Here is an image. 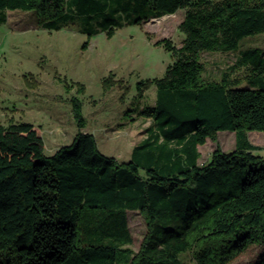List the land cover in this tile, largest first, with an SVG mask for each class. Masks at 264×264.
Listing matches in <instances>:
<instances>
[{
  "label": "trees",
  "instance_id": "trees-1",
  "mask_svg": "<svg viewBox=\"0 0 264 264\" xmlns=\"http://www.w3.org/2000/svg\"><path fill=\"white\" fill-rule=\"evenodd\" d=\"M127 0H0L7 12H34L42 29L74 21L72 10L114 34L111 18ZM134 21L167 19L184 11L180 48L156 88L151 120L131 161L103 155L83 133L82 103L72 112L78 133L71 144L45 154L40 129L30 123L0 125V264H232L251 247L264 248V155L249 140L264 133V50H239L242 40L264 34V0H141ZM93 11V12H92ZM84 13L82 15H84ZM204 52L236 53L219 80L204 78ZM235 134V147H217L199 165V147ZM128 212H140L148 232L135 253ZM255 264H264V254Z\"/></svg>",
  "mask_w": 264,
  "mask_h": 264
},
{
  "label": "rangeland",
  "instance_id": "rangeland-1",
  "mask_svg": "<svg viewBox=\"0 0 264 264\" xmlns=\"http://www.w3.org/2000/svg\"><path fill=\"white\" fill-rule=\"evenodd\" d=\"M141 0H127L111 18L117 22L114 34L88 36L84 29L97 27L95 16L89 20L75 9L74 21H60L58 31L42 29L34 12H7V22L0 25V125L30 123L40 129L45 154L72 143L78 133L71 101L82 103L85 120L83 133L94 136L99 151L120 163L131 161L132 151L146 135L151 120L141 116L152 107L156 88L145 82L163 78L175 57L163 46L169 40L180 48L184 34L179 25L184 11L167 19L143 24L133 23L144 13ZM93 12V11H92ZM264 50V34L241 41L239 50ZM236 53L204 52L200 60L207 80H219L232 66ZM250 142L264 155V133L250 132ZM219 147L228 152L235 147V134L219 132L217 141L208 140L199 147V165L207 163ZM128 227L133 243L128 248L137 253L148 232L140 212H128ZM263 247H251L232 264H255ZM193 264L190 254L182 256Z\"/></svg>",
  "mask_w": 264,
  "mask_h": 264
},
{
  "label": "crops",
  "instance_id": "crops-1",
  "mask_svg": "<svg viewBox=\"0 0 264 264\" xmlns=\"http://www.w3.org/2000/svg\"><path fill=\"white\" fill-rule=\"evenodd\" d=\"M57 150H58V149H57ZM57 150H56V151H57ZM56 151H55L53 154H55V153H56ZM53 154H52V155H53ZM49 156H51V155H49ZM198 164H199V161H198Z\"/></svg>",
  "mask_w": 264,
  "mask_h": 264
}]
</instances>
